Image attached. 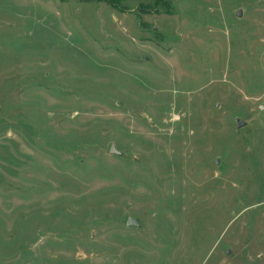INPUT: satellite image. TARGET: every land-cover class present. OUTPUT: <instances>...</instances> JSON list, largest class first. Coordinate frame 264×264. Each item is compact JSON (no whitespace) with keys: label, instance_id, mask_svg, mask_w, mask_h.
Returning a JSON list of instances; mask_svg holds the SVG:
<instances>
[{"label":"rangeland","instance_id":"rangeland-1","mask_svg":"<svg viewBox=\"0 0 264 264\" xmlns=\"http://www.w3.org/2000/svg\"><path fill=\"white\" fill-rule=\"evenodd\" d=\"M261 103L264 0H0V264H264Z\"/></svg>","mask_w":264,"mask_h":264},{"label":"water","instance_id":"water-1","mask_svg":"<svg viewBox=\"0 0 264 264\" xmlns=\"http://www.w3.org/2000/svg\"><path fill=\"white\" fill-rule=\"evenodd\" d=\"M237 16L240 17L241 16V12L238 11L237 12ZM237 123H238V128H242L243 126L246 125L245 122L241 121L240 119H237ZM110 154H115V155H120V153L115 149V145H112L111 149H110ZM219 162L216 161V164H218ZM126 226L127 227H139V223L137 220H133L132 218H129L127 220V223H126Z\"/></svg>","mask_w":264,"mask_h":264},{"label":"built area","instance_id":"built-area-1","mask_svg":"<svg viewBox=\"0 0 264 264\" xmlns=\"http://www.w3.org/2000/svg\"><path fill=\"white\" fill-rule=\"evenodd\" d=\"M259 112L264 113V103H261L258 107Z\"/></svg>","mask_w":264,"mask_h":264}]
</instances>
